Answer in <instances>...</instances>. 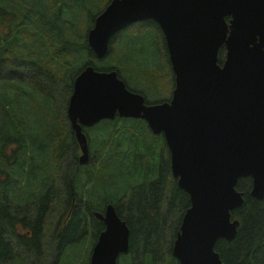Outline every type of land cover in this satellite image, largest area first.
<instances>
[{
    "label": "trees",
    "instance_id": "trees-1",
    "mask_svg": "<svg viewBox=\"0 0 264 264\" xmlns=\"http://www.w3.org/2000/svg\"><path fill=\"white\" fill-rule=\"evenodd\" d=\"M106 1L108 3L110 0H0V63L8 64V67L18 74L8 77L5 82L0 81V85L9 83L12 78L13 84L23 86L26 90H19L13 100L6 92H0V165L14 160L4 157L11 137L19 146L18 152H25V148L30 147L27 139L29 140L33 133L44 134L46 140L41 139V143H37L42 147V151L35 149L42 154L41 163L33 166L31 171L34 172V178L28 182L17 183L14 179L3 182L1 177L4 176V169L0 166V228L6 222L10 229L7 235L9 237H17L15 228L22 230L19 239L24 246L37 248V240L45 245L46 239L53 237L54 226L51 230L53 221L50 220L53 218L43 221L44 212L48 203H60L65 196L63 205L66 221L54 237L58 247L57 255L59 254L63 263L78 264V259L76 261L72 258L74 254L67 247L82 237L90 238L93 247L94 239L104 226L92 217V213L102 212L110 204L129 228L128 251L121 255L123 260L118 264H178L171 255V248L182 216L189 207V198L173 180L169 161H163L167 153L163 136L150 132L143 120L118 117L102 120L91 128H83L90 157L86 165L80 166L76 159L80 151L68 118L65 115V119L60 120L61 113L54 108L55 97H50V93L45 94L43 91L42 85L48 74L55 80L65 69L72 72L85 63V66H94L99 71H115L127 88L141 94L147 103L150 99L145 92L153 91L154 94H148L160 98L164 96L160 95L162 90L172 87L173 74L169 67L165 40L157 25L151 21H147V26L141 30V36L147 32L153 33L157 42L162 44L167 60L166 81L157 61L153 63L150 59L143 58L130 64V60L119 62L117 54H112L113 46L120 48L129 35L141 33L129 32L133 25L114 37L109 53L104 59L98 61L91 57L78 66L76 63L67 64L70 53L60 46L63 45L64 38L68 37L67 31L73 26L70 18L75 17L82 26L80 13H90L92 8L102 6ZM75 5L84 8L74 9ZM65 7L74 11L71 17L63 18L59 14L58 8ZM6 12L9 13L8 16H5ZM95 17L91 18V24ZM81 29L86 30L83 27ZM81 29L75 31L79 32ZM71 30L72 28L69 31ZM82 38H85L84 43H67L76 47L78 55L86 53L90 57L93 54L86 43L85 33ZM124 52L128 54L129 49H124ZM223 55L224 49H220L219 63ZM121 65L123 72L119 69ZM81 69L70 76L69 91H72V81ZM142 70H145L143 74H146V77L135 78V84L133 74ZM22 80L24 84L21 83ZM18 96H28L33 100L36 96L32 129L26 128V118L31 116L26 114L27 108L18 101ZM153 100L150 101L159 102ZM24 140L26 142H23ZM157 140H160V149L155 146ZM137 147L142 150L137 151ZM68 148L71 151L70 160L75 163L74 171L66 174L68 179L65 175H55V191L51 192L48 174L54 163L56 166L60 160L63 161L61 157L68 152ZM35 150L27 151L33 153ZM144 158L146 160L142 162ZM22 170L24 171V165ZM168 184L171 188L167 187ZM250 187V178L239 180L236 186L237 191L243 192L244 202L238 210L231 213L232 218L240 223L235 239L230 243L219 240L215 245V251L224 264H264V199H252L249 196ZM36 202L40 206L37 216L34 217L32 211ZM7 204L13 207L12 210L17 208L22 211L25 222L26 219L30 222H15L6 208ZM23 205L31 206L26 210ZM50 213L55 216V210L47 211V217ZM5 217H9V220ZM176 219L177 227L174 226ZM168 221L170 224L166 241L164 231ZM27 231L31 232L30 237ZM50 231V236L46 235ZM12 251L11 242L4 240L0 229V264H27L29 257L36 253L25 252L24 257H19L14 256ZM43 252L46 254L45 248L39 247L36 258Z\"/></svg>",
    "mask_w": 264,
    "mask_h": 264
},
{
    "label": "water",
    "instance_id": "water-1",
    "mask_svg": "<svg viewBox=\"0 0 264 264\" xmlns=\"http://www.w3.org/2000/svg\"><path fill=\"white\" fill-rule=\"evenodd\" d=\"M145 21L165 40L171 97L147 103L115 71L85 67L66 109L78 163L90 157L83 128L115 117L143 120L163 136L172 177L189 197L172 257L178 264H224L215 245L236 237L231 212L244 202L238 181L251 178L250 197L264 199V0H110L88 30L87 45L101 60L112 37ZM92 216L104 228L90 264H117L129 247L126 222L110 204Z\"/></svg>",
    "mask_w": 264,
    "mask_h": 264
},
{
    "label": "rangeland",
    "instance_id": "rangeland-1",
    "mask_svg": "<svg viewBox=\"0 0 264 264\" xmlns=\"http://www.w3.org/2000/svg\"><path fill=\"white\" fill-rule=\"evenodd\" d=\"M106 4H107V1L102 6L99 5L98 7L92 8L90 13H88V12L87 13H80V16L82 17V18L80 17V20L83 23L82 26L80 25L79 22L76 21L75 17L70 18V20L73 23V26L71 27L72 30L69 31L71 29L70 28L67 31L66 35L68 37L64 38L63 45L60 46L62 48H66V50L70 53V59L68 60L67 64L76 63V66H78L82 62H85L89 58L91 59V57H93L91 55L89 57V55H86V53L78 55V53L76 52V47L73 45H69L67 42L71 41L72 43H79V44L84 43L85 38H82V36L84 33L86 35L87 31L92 27L91 18L93 16L95 17V15L100 10H102ZM76 8H80L81 10H83L84 6L79 7V6L75 5L74 9H76ZM58 12L63 18H67V17H71V15L73 14L74 11L72 9H68L65 7V8H58ZM8 15H9V13L6 12L5 16H8ZM147 23L148 22H142V23L134 24L130 28L129 32H140L142 29H144L147 26ZM82 27L86 30L83 31V29H81ZM79 29H81V31L76 32ZM142 34H143V32L141 31V33H138L135 36L129 35L124 40V43L120 48L118 46L112 47V54H115V53L117 54V59H119V62L121 60H124L125 62L130 60V64H132V62L135 63V62H137L143 58L150 59L153 63H155L157 61L158 67L162 71L163 79L166 81V79H167V60H166L164 52H163L164 48H163L162 44L157 42L155 35L153 33L148 34V32H147L143 36H141ZM124 49H129L128 54L126 52H124ZM124 55L127 57L125 58ZM85 64H83V65L81 64L79 69H81L82 66H85ZM96 64L101 65V63H98V62H96ZM119 67L118 68L123 72L122 65ZM79 69H76L72 72L65 69V72L58 79H55V80L51 77L50 74H48L45 77L46 78L45 81L43 82L42 87H43L44 93L45 94L50 93L48 95L50 97L54 96L56 99V102H54V108H56V110H58L61 113V118H60L61 121H63L65 119L67 103H68V99H69L70 94H71V91H69L70 76L71 75L73 76L74 73L76 71H78ZM137 72H135L133 74L134 81H135V78H145L146 77V74H143V72H145V70L139 71V73H137ZM141 72H142V74H141ZM12 75L17 76L18 74L14 73L13 70L8 67V64L0 63V81L5 82V81H7L6 79ZM31 77H33V75H31ZM13 80L14 79L10 78L9 83H3V85H0V92H2V91L6 92V94H8V96H9V98H11L12 100H13L15 94L19 90L20 91L23 90V92L26 91L23 86L13 84L12 83ZM21 83L24 84V80H22ZM135 84H136V81H135ZM173 84L174 83H172V87H169V88L167 87L165 90H162L160 92V95H164L163 97L159 98L158 96L155 97V96L149 95V94H154L153 91H149L148 92L149 94L147 92H145V94L150 100H153V99H155V101L169 100V98L171 97L172 90H173ZM7 86H8V88H6ZM133 88L135 90H138L137 87H133ZM140 89L143 91L142 88H140ZM35 99H36V96L34 97V100L28 96H26V97L25 96H23V97L18 96V101L21 104H24L25 107L27 108V110L25 109L26 114L31 116L28 119L26 118V128H29V129H32V126L34 125V119L32 120V115L34 114V110H35V106H36L35 102H34ZM150 100H147V101H149V102L154 101V100L153 101H150ZM48 103L50 104L49 101H48ZM40 122H41V120H40ZM66 126L69 127L68 124H66ZM10 139L11 140H10L9 144L7 145L5 151H4V157L8 158V159L13 158L14 160H9V162L6 165H0L4 169L3 170L4 176L1 177V179L3 182L6 181L7 179H14L15 182H17V183L28 182L29 179L34 178V172L31 171L33 166H37L41 163L40 160L42 158V154L37 152L35 149H40L42 151V147L39 146L37 143L40 144L41 139L44 140L45 136H44V134L43 135H37L35 133L31 134L30 139L29 140L27 139V144L29 143L30 147L25 148V150H26L25 152H18L19 146L17 144H15L13 137H11ZM44 141H46V140H44ZM158 141H160V140H157V142H156L157 145H155V146L160 149L161 144L158 143ZM23 142H26V140H24ZM70 148H68L66 150L68 152L65 153V155L63 157H61L63 159L62 162L60 160V162L57 163L56 166L54 163L53 167H52V163H50V166L52 168L50 169L51 171L48 174L49 175V181L48 182L51 181L50 182L51 183V187H50L51 192L55 191V185H54L55 184V175L56 176H63V175L66 176V174L68 172L74 171L75 163H74V161L70 160V153H71ZM30 149H34L35 151L33 153H32V151H31V153H29L30 151L28 152L27 150H30ZM139 150H142V149H139L137 147V151H139ZM16 154L18 156L17 159H16ZM48 155H49V150H48ZM168 156L169 155H168V150H167V153H166L165 157L163 158L164 162L166 160L169 161ZM76 159H78V157H76ZM46 160H47V158H46ZM145 160H146V158L142 159L141 161L144 162ZM23 165H24V171L22 170ZM66 178L68 179L69 176H66ZM35 185H37V182ZM167 187L171 188V185L168 184ZM64 202H65V196L63 197V199L61 200L60 203L59 202H57L55 204L52 202L48 203V208H46V210L44 212L45 214L43 213L45 215L42 218L43 221H47V220L53 218L52 220H50L51 222L53 221V223L50 225V229L52 230V227L55 224V233H57L59 228H62L64 222L66 221V217L64 218V214H65V208L63 205ZM60 204H61V206H60ZM30 206L29 205H23L22 207L26 210H29ZM39 206H40L39 203L36 202V205L33 207L32 213H33L34 217L37 216ZM6 208H7L8 212L11 213V217L15 220V222H17L19 220L23 223L30 222L27 219L25 222V219H24L25 217L22 216V211L17 210V208L12 210L13 207L11 205H8V204L6 205ZM51 210L52 211L55 210V216H51V213H50L49 217H47V211H51ZM5 219L9 220V217H5ZM169 224L170 223L168 221V225L165 227V231H164L166 241H168ZM180 224H181V222L179 223V225ZM174 226L177 227V219L175 221ZM0 229L2 230V234L4 235V240L8 241V243L11 242V247L13 250L12 253L14 254V256L24 257L25 256V246L23 244H21V241L19 239L20 235L22 234V230L19 231V230H16V228H15L14 232L17 235V237H15V236L9 237L7 235L9 233L10 229H9V227H7L6 222H4V226L1 227ZM50 233H51V231L48 232L46 235L50 236ZM95 240H96V238L93 241V245H94ZM56 245L57 244H55V264H67V263H63L61 261L59 254L57 255L58 250H56ZM67 248H68V250L72 251V253L74 254V256H72V258L75 259L76 261L78 259V261H77L78 264H88L89 256H90V253L92 250V240L90 238L82 237L78 242L70 244ZM164 248L167 249L168 246H164ZM43 259H44V257H43ZM33 260H35V258L33 256H30L29 261H33ZM38 260H41V258H39ZM122 260L123 259L120 256L118 258L117 264L121 263ZM50 263H51V261L48 264H50Z\"/></svg>",
    "mask_w": 264,
    "mask_h": 264
},
{
    "label": "flooded vegetation",
    "instance_id": "flooded-vegetation-1",
    "mask_svg": "<svg viewBox=\"0 0 264 264\" xmlns=\"http://www.w3.org/2000/svg\"><path fill=\"white\" fill-rule=\"evenodd\" d=\"M145 22H147V21H145ZM137 23H142V22H137ZM137 23H135V24H137ZM112 42H114V38H113ZM159 102H161V101H159ZM27 235L30 237L31 232L27 231ZM54 237H55V224H54V229H53V237L51 239H46L45 245L43 242H40L39 240L35 241L37 248L35 246H33V248H31V247L25 245V252L26 253H29V252L38 253L39 247H44L46 250V254H44V252H43V254L40 255L39 258H41V260H38L39 258L38 259L36 258V253H35V255L33 256L35 258V260L28 261L27 264H48L50 261H51L50 264H55V238ZM42 243H43V246H42ZM48 248H49V251L47 252ZM56 250H58L57 245H56ZM42 256L44 257V259Z\"/></svg>",
    "mask_w": 264,
    "mask_h": 264
},
{
    "label": "bare ground",
    "instance_id": "bare-ground-1",
    "mask_svg": "<svg viewBox=\"0 0 264 264\" xmlns=\"http://www.w3.org/2000/svg\"><path fill=\"white\" fill-rule=\"evenodd\" d=\"M227 242V241H226ZM230 243V242H229Z\"/></svg>",
    "mask_w": 264,
    "mask_h": 264
}]
</instances>
